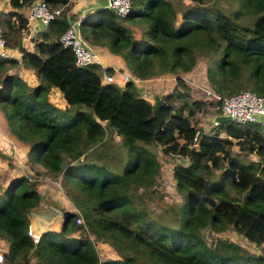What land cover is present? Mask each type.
Here are the masks:
<instances>
[{
    "label": "trees",
    "instance_id": "1",
    "mask_svg": "<svg viewBox=\"0 0 264 264\" xmlns=\"http://www.w3.org/2000/svg\"><path fill=\"white\" fill-rule=\"evenodd\" d=\"M29 1L8 0L0 27L5 46L19 52L21 67L31 71L36 84L28 86L9 73L16 59L0 58V111L11 134L27 143L34 177L63 179L64 194L89 234L68 235L77 215L70 212L58 232L49 229L34 243L28 217L41 196L34 179L17 176L0 194V239L6 244L0 264L30 259L34 264H264V128L222 123L212 134L200 133L196 115H202L204 104L190 99L180 76L201 56L212 94L248 90L264 97V0H188L186 6L177 0V6L172 0H131L123 18L102 7L90 12L92 19L81 18L82 38L120 57L133 77L175 76L171 91L161 95L159 129L151 103L131 81L121 88L101 84L97 65L76 66L69 49L59 44L67 20H73L70 0H47L63 7L62 16L37 32L32 50L22 47L26 20L19 10ZM128 20L143 24L137 39ZM52 90L59 92L63 109L49 99ZM220 131L239 152L255 153L260 161L243 163L220 153L219 146L230 150ZM177 137L188 162L173 168L182 200L151 215L137 190L154 185L159 167L154 147L174 153ZM227 229L263 253L209 239ZM88 235L107 243L116 258L100 260Z\"/></svg>",
    "mask_w": 264,
    "mask_h": 264
},
{
    "label": "rangeland",
    "instance_id": "2",
    "mask_svg": "<svg viewBox=\"0 0 264 264\" xmlns=\"http://www.w3.org/2000/svg\"><path fill=\"white\" fill-rule=\"evenodd\" d=\"M72 4L75 2V0H71ZM179 5L186 6L190 5V2L188 0H177ZM173 4L177 6L176 0H172ZM225 6V4L223 5ZM9 7V4L7 0H0V12L7 9ZM92 12V11H90ZM87 16V19H92L94 17V14L92 13ZM86 15V14H85ZM178 16V14H177ZM82 18V17H80ZM136 19V18H133ZM130 22V20L126 21L125 23ZM239 24L243 23V18H240L238 20ZM132 32H135L137 29H142L143 24L142 22H132ZM37 36V35H36ZM134 38V37H133ZM138 37H136L137 39ZM135 39V38H134ZM87 42V41H86ZM91 46V45H90ZM93 49V48H92ZM101 62H104L102 60ZM109 63V62H108ZM205 62L201 56L197 57V61L195 66L191 69L190 74L186 77L187 82H190V85L188 86V92L190 99L199 100L202 102L204 110L201 111L202 115H196V128L201 133H209L212 134L217 131V126H215L214 121H216V117L220 115L218 111V105H216V102L212 98L210 94H207L205 91L210 90L207 87L206 82V76H205ZM21 67V66H20ZM12 71V69L8 70ZM12 72H15L13 70ZM11 73V72H9ZM23 76V81L28 85L32 86V81L29 80L30 77H32L29 73V71L24 70L21 72ZM119 78V75L117 76ZM116 78L115 85L119 86L120 88L123 86L124 83L120 81V78ZM34 80V79H33ZM28 81V82H27ZM165 83V82H164ZM168 85H163L160 89L154 90V92H146L147 97L145 100L153 103V97L154 95H163L166 94L171 89L172 86H170L169 82ZM54 97L52 93L49 94V99L54 103V105L60 109H63L64 105L62 101L58 99V94H56L55 91H53ZM57 95V96H56ZM177 105L178 103L175 102ZM218 122V121H216ZM181 123L183 125H186V120L184 118L181 119ZM221 124V123H219ZM189 135L195 137L196 134L188 133ZM220 138H226L225 140H229L230 144V150L227 151L225 147H218L219 152L225 154L226 157L233 156L240 160L243 163H247L248 161L253 162H259V157L254 153H248V152H239L237 149V146L235 145V141L231 138H227V136L220 131L219 133ZM113 141H117L116 137H113ZM229 146L228 144H226ZM27 143L21 142L17 140L9 131L5 119L3 117V114L0 111V194L2 193V190L4 187L8 184V182L17 177V176H26L29 179H34L35 187L37 188L38 192L41 196V205L33 210L30 215L42 213L45 211V214L48 215V222H53L52 225H48L51 228L55 227V222L57 217H61V220L63 219V216L66 213L74 212L76 213V218H79L81 221L79 223L76 222L75 218V227H70L73 231V233L68 234L71 237H78L81 235H87L89 234L88 230L84 226L83 220L81 215L78 214L76 207L74 204L70 201V199L64 194V190L62 187L63 179H57L55 181L51 179H39L34 177V169L31 167L33 163L29 162L27 160ZM185 148H184V142L180 140L178 137V142L176 147L174 148V153L171 154H163L160 151V147L156 146L154 147V153L156 155L157 161H158V172L153 176L154 185L152 187L147 188L146 192H144L143 189H138L137 193L143 192V207L148 210V212H151V215H156L161 213L163 211V208L167 205H177L181 202V195L176 191L175 189V180L173 177V168L179 164L186 165L188 162L186 160V156L184 154ZM37 168V171H42L43 168L40 166H35ZM37 179V180H35ZM154 190V192L152 191ZM147 206V207H146ZM60 220V218H59ZM58 220V222H59ZM62 222V221H60ZM71 225V223L69 224ZM82 226L83 230L81 229ZM58 232V231H57ZM83 232V233H82ZM235 233L231 229H227L222 233L213 234L211 236L212 241H215L216 239H225L230 242L237 243L245 250H248L252 253H263L262 247L252 246L245 244L241 239L237 237V235H234ZM89 241L93 246L100 245L98 241L92 236L88 235ZM208 240V239H207ZM102 242V241H101ZM2 243V244H1ZM103 243V242H102ZM107 246H109L107 243H105ZM5 246V247H4ZM6 249V244L3 242L2 239H0V250ZM99 249V247H98ZM116 253V252H115ZM105 256V253L103 254Z\"/></svg>",
    "mask_w": 264,
    "mask_h": 264
},
{
    "label": "built area",
    "instance_id": "3",
    "mask_svg": "<svg viewBox=\"0 0 264 264\" xmlns=\"http://www.w3.org/2000/svg\"><path fill=\"white\" fill-rule=\"evenodd\" d=\"M131 0H105L102 8H107L112 11L116 16L123 18L131 11ZM25 20L26 26L30 23L37 22L39 24V32L44 31L48 24L62 16V6H52L47 0H31L25 7ZM80 19H73L64 31L58 36L59 44L69 49L71 52L74 64L78 67H85L90 65L98 66V75L101 84H115V75H119L122 83L132 81L138 83V79L132 77L128 72L120 71L111 68V73L105 71L104 67L97 56V53L92 47L82 38L79 30ZM27 28V27H26ZM10 51L5 46V40L1 33L0 27V58H10ZM175 80V77H174ZM210 94L214 101H218V110L220 115L227 116L230 124L243 126L252 123H261L264 120V97L257 95L248 90H241L235 94L228 96H218L212 94L209 90L205 91ZM141 98L147 97L146 92L140 93ZM214 125L219 124L214 121ZM64 217V216H63ZM81 220L76 218V222ZM33 242L38 238L31 237ZM2 255L0 253V262Z\"/></svg>",
    "mask_w": 264,
    "mask_h": 264
},
{
    "label": "crops",
    "instance_id": "4",
    "mask_svg": "<svg viewBox=\"0 0 264 264\" xmlns=\"http://www.w3.org/2000/svg\"><path fill=\"white\" fill-rule=\"evenodd\" d=\"M104 1L105 0H75V2L73 4L71 3V7H70V10H69V13L72 14L73 19H80V17L84 16L85 14L89 13L90 11H93V10H95L98 7H102L104 5ZM7 2H8V0H7ZM70 2H72V1L70 0ZM8 4H9V2H8ZM9 10H10V4H9V7L7 9L1 11L0 14L4 13V12H7ZM25 11H26L25 7L19 10V12H21L22 14H25ZM66 15L68 16V13ZM132 20H135V19H132ZM132 22L133 21H130V22L125 23V24L129 27V29H130V31L132 33V36L134 38H136V37H138L140 35V29H137L135 32H132V26H131ZM26 27H27L26 30L22 33V36H21V45H22V47H24L27 50H32L34 48L32 40H34L36 38L37 32H39V24H37V22H33V23H30ZM91 47L97 53L99 61L104 67H106V68L110 67V69L114 68V69H118L120 71L123 70L125 72H128V70L126 69V67H125L123 61L120 59V57H118L115 54L110 53L104 47L92 46V45H91ZM9 51H10L11 58H14V59H16L18 61L17 67L16 68H11L12 71L15 70V72H12V71H9V72L16 73L22 79L23 76L20 73L23 72L24 70H27V71H29L30 75L32 76V77L29 78V80H31L32 83H33L32 85L36 84L35 79H34L32 73H31V71L29 69L20 67L21 65H20V54H19V52L17 50H15V49H12V50H9ZM102 60H104V62H101ZM190 72L191 71H189L187 73H181L180 74L181 78L184 80V82L187 85H190V82H187V80H186V77L190 74ZM116 76L117 75H115V78H118ZM174 77L175 76H173V75H166V76L155 77V78H150V79H146V80L138 79L139 80L138 83H136L134 85H135V87L137 89V92L139 94L141 92H147L148 93L151 90H153L151 92H154V90L156 91V90L160 89L163 85H165V84L168 85V83H166V82L170 83V86H172L171 87V89H172L173 86L175 85ZM205 84H206V82H205ZM171 89L169 88L168 92H170ZM53 91H55L56 94H58V99L60 101H62L61 96H60V94H59V92L57 90H52L51 93H52L53 97H54ZM62 103H63V101H62ZM63 105H64V103H63ZM260 122L261 123H256V124H258V126H260V128L261 127L264 128V120H260ZM180 140L183 141L182 139H180ZM176 141L178 142V137H177ZM39 204L41 205V203H39ZM35 209H37V207L32 209L31 212H33V210L35 211ZM34 217H38V218H40L42 220H45L47 222V230L50 229V230H53L54 232L59 230V227H60V224H61L60 221H62L60 216L57 217L58 220L60 218L59 222H58V220H56L55 227L51 228L50 226L52 225L53 222H48V215L45 214V211L42 212V213L29 215V217H28L29 222H31ZM49 224H51V225L49 226V229H48V225ZM97 241H98V243H100V245H97V248H96V246H93V247H94V249H95V251H96V253H97V255H98L100 260H103V259H106V258H108V259L116 258L115 251L110 246H107L105 244V242L102 243L99 240H97ZM98 247H99V249H98ZM0 251L2 253H4V249L0 250ZM104 253H105V256L103 255ZM28 264H34L33 259H30Z\"/></svg>",
    "mask_w": 264,
    "mask_h": 264
},
{
    "label": "water",
    "instance_id": "5",
    "mask_svg": "<svg viewBox=\"0 0 264 264\" xmlns=\"http://www.w3.org/2000/svg\"><path fill=\"white\" fill-rule=\"evenodd\" d=\"M68 25H70L71 21L67 20ZM152 105V117L156 121V129L160 128V125L162 123V116L160 112L161 107V98L158 95H154L153 97V103ZM216 121L218 123H228L229 118L227 116L219 115L216 117ZM47 231V222L45 220H42L38 217H34L31 222H29L28 225V236L29 237H35L39 238Z\"/></svg>",
    "mask_w": 264,
    "mask_h": 264
},
{
    "label": "clouds",
    "instance_id": "6",
    "mask_svg": "<svg viewBox=\"0 0 264 264\" xmlns=\"http://www.w3.org/2000/svg\"><path fill=\"white\" fill-rule=\"evenodd\" d=\"M85 16V15H84ZM84 16H82V18L84 17ZM11 58V57H10ZM112 70V69H111ZM121 71H123V70H121ZM127 71V70H126ZM111 73V72H110ZM129 73V72H128ZM130 74V73H129ZM131 75V74H130ZM133 77V76H132ZM135 78V77H134ZM137 79V78H136ZM132 82V81H131ZM133 83V82H132ZM133 84H135V83H133ZM141 97V96H140ZM160 98H161V96H160ZM143 99V98H142ZM146 99V98H145ZM31 238V237H30ZM32 240V239H31ZM35 243V242H34ZM0 253H1V255H2V252L0 251Z\"/></svg>",
    "mask_w": 264,
    "mask_h": 264
}]
</instances>
